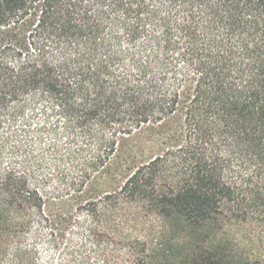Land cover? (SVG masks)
Here are the masks:
<instances>
[{
  "label": "trees",
  "instance_id": "obj_1",
  "mask_svg": "<svg viewBox=\"0 0 264 264\" xmlns=\"http://www.w3.org/2000/svg\"><path fill=\"white\" fill-rule=\"evenodd\" d=\"M0 264H264V0H0Z\"/></svg>",
  "mask_w": 264,
  "mask_h": 264
},
{
  "label": "rangeland",
  "instance_id": "obj_2",
  "mask_svg": "<svg viewBox=\"0 0 264 264\" xmlns=\"http://www.w3.org/2000/svg\"><path fill=\"white\" fill-rule=\"evenodd\" d=\"M59 205L56 203L55 207L56 209H58ZM42 236H45L46 233L44 231H42ZM74 242H77V240L73 239ZM41 257L43 259H57L59 257L58 253L56 251H53L52 249H46V248H41L39 250Z\"/></svg>",
  "mask_w": 264,
  "mask_h": 264
}]
</instances>
